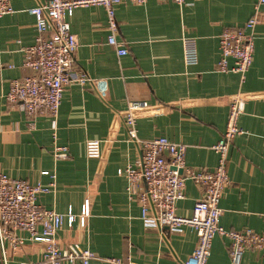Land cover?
<instances>
[{
    "label": "crops",
    "instance_id": "crops-1",
    "mask_svg": "<svg viewBox=\"0 0 264 264\" xmlns=\"http://www.w3.org/2000/svg\"><path fill=\"white\" fill-rule=\"evenodd\" d=\"M47 1L10 0L14 12L0 18V172L33 185L54 184L38 202L76 217L71 227L65 222L58 231L60 244L76 243L100 258L134 264H184L196 244L195 232L185 227L170 233L142 220L136 197L126 190V178L117 173L135 166L140 156L128 138L125 111L129 102H147L150 107L135 120L137 137H165L183 144L188 167L211 170L217 164L212 146L238 95L244 98L238 118L244 133L229 147L230 184L219 203L220 225L264 234V23L255 27L253 62L243 80L239 74L216 69L219 35L224 29L243 28L257 0L119 4L116 38L128 50L123 56L106 44L109 31L102 7L75 9L68 18L79 46L72 74L91 81H72L64 88L54 125L48 114L27 116L6 100L10 82L32 73L23 66V50L34 43L36 34L28 9ZM184 38L194 40L195 64L184 62ZM89 140L100 144L98 159L87 158ZM56 147H65L67 158H54ZM200 197V189L186 182L176 214L191 217ZM86 204L87 217L80 226ZM42 249L39 242H27L17 251H7L6 264H46ZM208 264H233L227 238L214 236ZM236 264H264V250L245 249Z\"/></svg>",
    "mask_w": 264,
    "mask_h": 264
},
{
    "label": "built area",
    "instance_id": "built-area-1",
    "mask_svg": "<svg viewBox=\"0 0 264 264\" xmlns=\"http://www.w3.org/2000/svg\"><path fill=\"white\" fill-rule=\"evenodd\" d=\"M149 0H49L28 9L35 18V39L25 48L23 66L31 75L14 79L9 84L6 100L27 116L48 114L53 125L61 103L64 88L72 81L84 84L90 82L87 76L73 77L74 54L78 49L75 34L70 29L68 18L77 8L100 6L107 16L109 34L106 44L117 56L128 53L126 46L117 40L118 24L115 7L122 3L143 5ZM171 1L177 5L185 0ZM264 0H257L252 16L243 28L224 29L219 35L218 72H233L243 80L254 56V30L264 23ZM10 0H0V18L13 13ZM183 55L186 65L197 61L194 40L183 39ZM232 61V64H229ZM150 106L145 101L129 102L125 111L124 124L129 140L140 149L135 166L119 169L117 173L126 178V190L135 196L141 210L140 218L157 227L167 228L170 233H180L187 227L196 234V244L184 264H208L214 236L229 240L230 256L236 264L245 249L264 250V234L252 230H225L220 225L222 210L220 200L230 184L227 174L229 147L235 136L243 134L238 118L244 109V98L234 96L229 105L225 129L212 149L217 155L214 169L190 168L185 164L186 146L165 137L139 139L135 120L139 113ZM264 149V136L262 140ZM101 150L96 140L86 143L89 159H98ZM54 158H67L65 147L53 150ZM45 174V173H44ZM195 184L201 197L194 203L189 218L176 214L177 202L185 198L186 182ZM54 184L42 186L26 180L14 179L0 172V258L7 262V251H17L27 242L43 245L42 259L46 264H90L92 260H102L106 264H134L121 258H100L94 252L81 248L78 244H60L58 231L67 222L68 226L76 217L68 212L63 215L44 208L38 202L41 194L49 192ZM87 204L79 216L80 226L87 217ZM26 234V237L19 234Z\"/></svg>",
    "mask_w": 264,
    "mask_h": 264
}]
</instances>
